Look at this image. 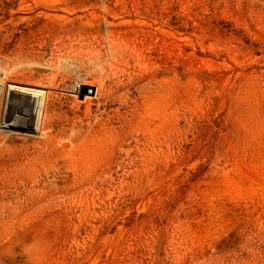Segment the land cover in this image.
Segmentation results:
<instances>
[{"label":"rangeland","instance_id":"374dc122","mask_svg":"<svg viewBox=\"0 0 264 264\" xmlns=\"http://www.w3.org/2000/svg\"><path fill=\"white\" fill-rule=\"evenodd\" d=\"M0 70V264H264V0H0Z\"/></svg>","mask_w":264,"mask_h":264},{"label":"bare ground","instance_id":"6f19581e","mask_svg":"<svg viewBox=\"0 0 264 264\" xmlns=\"http://www.w3.org/2000/svg\"><path fill=\"white\" fill-rule=\"evenodd\" d=\"M107 64L110 69L112 65L110 63ZM9 74V71L0 70V132H9L11 128L14 127L17 128L16 131L23 132L24 134H27L29 136L45 134V109L49 99V92L36 86L11 82ZM81 85L82 84L76 85V87L74 88V95H77L79 93V87ZM82 87L80 91L81 94L83 93V97L86 95L90 96L89 93H91V90L88 88L83 90ZM20 94L28 96L30 98L32 114L30 115L28 120H23L24 122H22V120H20L21 118H18L17 121L19 120L20 124H13V121L9 122V119L11 117V98L19 96Z\"/></svg>","mask_w":264,"mask_h":264},{"label":"water","instance_id":"95a60500","mask_svg":"<svg viewBox=\"0 0 264 264\" xmlns=\"http://www.w3.org/2000/svg\"><path fill=\"white\" fill-rule=\"evenodd\" d=\"M86 88H87V87H85V86H84V87H82V89H83V90H84V89H86Z\"/></svg>","mask_w":264,"mask_h":264}]
</instances>
